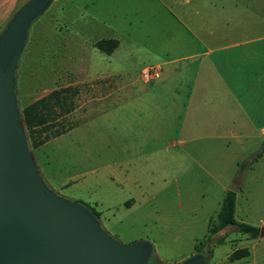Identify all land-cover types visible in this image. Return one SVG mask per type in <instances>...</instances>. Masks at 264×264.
Instances as JSON below:
<instances>
[{"label":"rangeland","instance_id":"rangeland-1","mask_svg":"<svg viewBox=\"0 0 264 264\" xmlns=\"http://www.w3.org/2000/svg\"><path fill=\"white\" fill-rule=\"evenodd\" d=\"M192 1L172 3L168 10L166 0H52L30 24L18 59L17 105L21 108L51 89L77 88L74 108L66 119L67 124L75 122L77 129L52 154L50 145L32 152L36 167L47 187L86 206L110 237L122 244L147 240L152 246L148 264H178L196 253L203 254V264H264V234L258 235L264 230V150L257 140L238 136L216 140L202 135L184 142L171 134L163 137L161 121L187 116L180 106L170 109L168 104L201 103L199 114L208 117L207 87L203 93L188 92L184 83L192 72L167 78L162 73L155 79L139 75L145 65L179 56L173 15L177 17ZM261 31L251 29L246 36ZM100 38H114L118 46L111 54L99 52L92 43ZM250 44L256 48L260 43ZM206 57L199 54L168 65L193 66ZM168 65H161L162 70ZM204 83L196 82V87ZM237 100H242V93L233 94L231 102ZM80 136L82 146L95 154L85 162L84 155L59 157L65 143L81 146ZM42 154L51 156L50 166L41 163ZM85 166L96 171L60 185L71 170ZM120 168L130 176L129 192L117 186L116 179H102V173ZM231 183L236 184L234 216L258 230L254 238L233 226L207 233L223 188ZM121 193L131 195L134 204L116 205ZM243 247L244 257L228 260L233 250Z\"/></svg>","mask_w":264,"mask_h":264},{"label":"crops","instance_id":"crops-1","mask_svg":"<svg viewBox=\"0 0 264 264\" xmlns=\"http://www.w3.org/2000/svg\"><path fill=\"white\" fill-rule=\"evenodd\" d=\"M23 1L0 0V31ZM185 2L187 3L189 0H185ZM185 2L184 0H166L164 5L167 8L172 3ZM173 18L175 22L171 26L175 28L174 43L179 45L180 54L175 59L161 61V65H168L176 60H188L199 54L207 55V57L198 60L197 63H192L193 66L184 64L180 67L181 69L168 65L167 69L162 70L161 66L160 76L163 73L167 78L171 74L179 72L188 76L192 72V78L184 83L186 84L184 87H189L188 92L196 93L206 92L207 87L209 94L208 117L200 116L199 113L203 107L201 103H191L188 100L186 103L168 104L170 109H178L180 106L187 116L185 119H178L175 122L167 119L161 121V135L168 138V134H171L182 142L199 140L202 135L208 139L216 140L238 136L239 139L257 140L261 148L264 142V0H193L188 8H182L177 17L173 15ZM251 29L262 31L258 35L247 37L246 34H250ZM254 41L260 43L256 48L250 46V43ZM95 42L92 44L94 45ZM116 42L117 45L109 54L118 46V41L116 40ZM203 80L204 85L196 87V82ZM234 93H242V100L231 102ZM123 102L112 108L114 109ZM76 126L57 136L50 137L42 144L32 148L31 152L50 145L52 154L53 148H61V140L64 137H72L73 131L77 129ZM73 135L75 136V134ZM80 139L81 146L75 145V143L71 145L65 143L64 151L60 152L59 157L65 153L81 157L84 155L85 159L82 160L85 162L87 157L94 155L95 152H92L94 150L89 154V148L82 146L83 138L81 136ZM40 159L44 166H50L51 156L49 154H42ZM198 165H200L199 162ZM86 167L71 170L72 173L66 175L60 185L66 186L83 178L86 173L96 171V169L89 171ZM101 176L103 181H107V178L110 181L116 179L117 186L125 187L128 192L131 191L128 182L130 176L123 173L121 168L106 174L102 173ZM50 178L53 180L52 173ZM226 190L227 188L224 187L223 192L225 193ZM236 202L237 195L235 194L234 215ZM132 204H134V198L121 193L116 205L129 208Z\"/></svg>","mask_w":264,"mask_h":264},{"label":"water","instance_id":"water-1","mask_svg":"<svg viewBox=\"0 0 264 264\" xmlns=\"http://www.w3.org/2000/svg\"><path fill=\"white\" fill-rule=\"evenodd\" d=\"M51 1L26 0L0 31V264H148L147 240L122 244L86 206L57 196L28 147L14 75L30 24ZM227 190L234 192L236 184ZM203 263L196 253L178 264Z\"/></svg>","mask_w":264,"mask_h":264},{"label":"trees","instance_id":"trees-1","mask_svg":"<svg viewBox=\"0 0 264 264\" xmlns=\"http://www.w3.org/2000/svg\"><path fill=\"white\" fill-rule=\"evenodd\" d=\"M116 45L117 42L114 39H100L94 44L105 54H109ZM76 92L75 86L51 89L47 94L19 108V116L29 148L37 147L50 137L57 136L76 125L75 122L66 123L67 115L75 105L73 96ZM261 150H264V142ZM234 207L235 193L226 190L215 221L213 224H208L207 233L213 234L225 226H233L238 232L246 233L252 238L256 237L257 229L235 219ZM217 243H220V240ZM207 252L209 254L210 250ZM246 254V248L235 249L228 255V260L239 259Z\"/></svg>","mask_w":264,"mask_h":264},{"label":"built area","instance_id":"built-area-1","mask_svg":"<svg viewBox=\"0 0 264 264\" xmlns=\"http://www.w3.org/2000/svg\"><path fill=\"white\" fill-rule=\"evenodd\" d=\"M161 73V64L154 63L145 65L140 68L139 75L142 79H155L160 76Z\"/></svg>","mask_w":264,"mask_h":264}]
</instances>
